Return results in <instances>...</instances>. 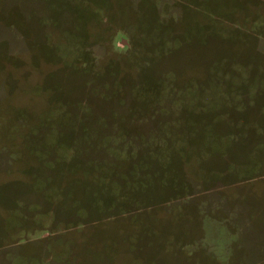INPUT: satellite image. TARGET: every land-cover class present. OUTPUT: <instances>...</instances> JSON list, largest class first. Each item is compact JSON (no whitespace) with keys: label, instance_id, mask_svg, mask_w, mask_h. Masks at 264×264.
<instances>
[{"label":"rangeland","instance_id":"374dc122","mask_svg":"<svg viewBox=\"0 0 264 264\" xmlns=\"http://www.w3.org/2000/svg\"><path fill=\"white\" fill-rule=\"evenodd\" d=\"M0 264H264V0H0Z\"/></svg>","mask_w":264,"mask_h":264},{"label":"crops","instance_id":"0c3cea01","mask_svg":"<svg viewBox=\"0 0 264 264\" xmlns=\"http://www.w3.org/2000/svg\"><path fill=\"white\" fill-rule=\"evenodd\" d=\"M50 186V185H49ZM227 199V197H224V196H218V198L217 199H215L216 201H217V203L221 206V203H219V200H223V201H221L222 203H224L225 204V200Z\"/></svg>","mask_w":264,"mask_h":264}]
</instances>
